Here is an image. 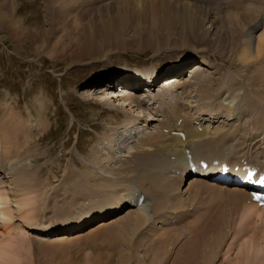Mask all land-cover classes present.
I'll list each match as a JSON object with an SVG mask.
<instances>
[{"label":"rangeland","instance_id":"obj_1","mask_svg":"<svg viewBox=\"0 0 264 264\" xmlns=\"http://www.w3.org/2000/svg\"><path fill=\"white\" fill-rule=\"evenodd\" d=\"M64 1L68 3L67 6L56 4L55 0H15V3L0 0V188L7 200L9 199L6 206H2L6 211L0 213V264L120 263L119 254L125 243L121 242L119 228L123 229L122 224L126 223V218L131 214L128 204L104 216H92L85 220L87 209L92 207L94 202L83 207L86 209L85 214L77 218L76 222H71L70 218L79 215L82 203H87L84 199L92 198L84 185L94 183L95 188H90L97 191L99 186L104 184L103 197L107 195L106 198L111 199L113 190L106 193L111 184L105 185L111 181L98 183L100 178L94 175L97 160L100 168L97 174L101 173L109 179L115 178L116 174L108 171L106 167L113 169L114 165L115 169H118V163H114L116 157L107 153V149H114L118 154L119 165H123L121 161L128 158L127 153H130L129 149L134 146L129 137L131 134L136 136L134 129L141 132L139 127L142 130L145 128L139 120L135 122L136 110H140L135 106V101L130 97H124L125 100L120 101L112 97V90L123 77H142V82L147 85L151 78L155 81V75L164 74L166 72L163 71L169 68L182 67L183 72L197 64L203 65L201 75L191 80V85L189 84L185 91L175 88L173 92L169 91V96L178 100L179 109H184L185 114L193 118L199 115L204 117V125H207L205 120L209 116L217 115L219 121H222L224 115L228 114L226 107H229V120H224L219 126L233 130L244 125L251 134L261 133V137L254 139L257 144L251 149L250 157L258 162L264 158L261 149L257 150L258 146H264V127L257 128L258 120L256 126L254 125L252 116L256 115L248 108V105L255 106L264 117V57L260 55L257 60L248 63H243L238 58L239 49L245 41L244 37L240 39V32L243 31V35L253 33V29L263 23L264 0H228L232 10L225 5L212 7L211 3L208 8L213 11L185 0H175L208 11L210 19L214 20L212 29H207L211 30V39H198L187 33L190 30L186 28V42L183 43L182 37H178L183 34L180 24L176 27L175 24L172 25L174 28L171 35L169 34L171 38L167 39L169 35L164 24L168 20L165 14L154 11L153 0H141L140 4L135 0ZM250 10L252 14L248 12ZM175 18L177 20V17ZM240 19L247 24L250 23L249 19L252 22L248 27L240 26L239 23L235 27L236 21ZM15 26L19 27L24 35ZM208 26L210 23L206 27ZM262 27L261 25L259 29L262 30ZM108 29H113V35L107 40L104 52L98 48L95 50V58L72 60L71 55L76 47L71 50L72 46L63 45L69 44V40L73 38L97 36L96 30H106L109 33ZM259 29L251 35L253 38L264 30ZM28 32L35 33L36 37H28ZM197 33L202 34L201 31ZM220 36L223 38L221 42ZM203 80L208 81L206 89L209 88L207 91L211 95L206 99L200 93ZM128 92V96L135 95L133 91ZM102 97L105 100L101 99ZM162 104L163 96H156L154 108L158 109L157 105ZM170 104L172 108L173 103ZM150 111L156 120L151 122L145 132H155L153 126L162 120V117L155 115L153 109ZM141 115L143 116L142 113ZM217 125L218 123H214L213 128ZM136 126L138 127L135 128ZM245 128L241 129L245 131ZM24 132L29 134L26 138ZM158 134H151L146 142L150 145L157 144L156 141L150 142L152 137H157ZM213 134L215 132H212ZM241 141L242 138L232 142L229 149L231 156L236 155L232 148L238 151V143ZM19 145L21 149L17 152ZM120 146H127V149ZM251 146L252 144L249 147ZM141 149V145L135 147L134 163L142 152ZM162 160L166 161L163 166L164 174L176 166L169 162L172 160L164 157ZM178 162L179 159L177 167ZM16 164L29 169L34 175L31 186L30 183L26 186L29 191L25 186H22L21 190L18 188L16 193L10 189L11 179L6 170L14 168ZM104 168L106 169L101 171ZM135 169L138 171L137 167ZM73 171L76 172L71 173ZM152 172L159 173L157 170ZM86 173L88 175H81ZM158 175L159 181H164L160 173ZM120 176L127 178L130 174L121 173ZM165 177L177 185L176 194L183 195V202L192 199L190 207L193 209L188 211V207L179 210L186 212L185 216L189 212L180 223L186 220L190 222L194 217L206 216L203 222L205 234L195 236L199 221L190 232H183L186 238L177 241H174L173 236L176 235L177 228L162 229V232H158L156 228L151 232L157 238H153V241L145 240L150 232L147 235L135 234L137 236H134L132 242L135 260L131 264H152L148 257H154L156 254L163 256L165 251H168V254L162 258L161 264H206L203 258L207 257L209 243L212 251L208 254V264H264V212L249 215L247 202L243 208H240L242 205L232 206L231 199L233 200V194L235 195L238 189L224 190L213 185L221 189V193H217L215 188L214 192L210 188L212 184L202 181L204 186L199 193V188L191 189L193 184L188 185L189 180L185 184V178L181 181V177H173L169 173L165 174ZM83 179L85 182L82 183ZM129 182L133 181L128 180L124 185L120 183L124 186L122 195L130 190ZM135 184L142 190L139 183ZM158 185L160 186L159 183ZM204 190L208 191L203 192ZM227 194L230 200L226 207L220 200ZM147 195L152 204H155L153 194ZM26 199L30 203L25 206ZM99 201L103 202L104 199ZM235 202L239 201L235 198ZM250 207L255 208L253 205ZM233 209L236 210L233 212ZM27 218L29 223L25 224L23 219ZM117 218V221L121 218V224L117 225L115 220H110ZM162 220L152 219L150 226H157L156 222ZM66 221H69V227H72L68 234L83 233L86 236L79 239L77 235L76 239H68V242L62 243L50 240L53 235L64 234L61 232L65 230L61 227ZM101 222L109 223V226L100 232H91ZM190 223L192 225V222ZM35 227L39 228L40 232ZM142 230H147L146 225Z\"/></svg>","mask_w":264,"mask_h":264},{"label":"bare ground","instance_id":"obj_2","mask_svg":"<svg viewBox=\"0 0 264 264\" xmlns=\"http://www.w3.org/2000/svg\"><path fill=\"white\" fill-rule=\"evenodd\" d=\"M10 1H11V3H15V0H8V2H10ZM49 1H51V0H49ZM55 1L57 2L56 4H62L64 6H67V4H68L64 0H55ZM121 1H123V0H121ZM135 1L138 4L141 3V0H135ZM185 1H188V2H190L193 5L201 6V7H204L205 9H207V10L213 11L212 8H208L207 6H204V5H206L204 3H210V2H212V0H185ZM196 2L198 4H196ZM225 2H226V0H225ZM137 3H135V4H137ZM152 3H153V6H154V9H155L154 11H156L157 13L165 14L166 20H168V21H166L164 25H165V29L168 30V33H167L168 35L172 32V28L176 27L177 24H180L182 26V29H183V34L181 36H178V37L179 38L182 37L181 38L182 43L186 42V37H185L186 28L188 30H190V32H187V33L198 37V39H201L202 37H204V38L208 37V38L211 39V35H209V32H211V30L207 31V29L208 28L212 29V26H213L212 24H213L214 20L212 21L210 19V14H209L208 11H206V10H204L202 8H196V7H194L193 5H191L189 3H187V4L185 2L180 3V2H177L175 0H174V2H172L171 0H153ZM199 3H201V4L199 5ZM227 3H226L225 6H228L232 10V5L229 4L228 0H227ZM69 5H70V2H69ZM136 7H137V5H136ZM219 7H224V6H221V5L217 6V8H219ZM258 10H256V11H258ZM61 11H62V9H61ZM221 11H224V10H221ZM226 12H228V11H226ZM248 12H251V14H252V10H250ZM175 17H177V20H176ZM234 21H236V20H234ZM249 21H250V23L252 22L251 19H249ZM160 22H162V21L160 20ZM236 22L237 23H236L235 27H237L238 23H239L240 26H243V27H248L249 24H250V23L247 24L246 21H244L242 19L237 20ZM260 22H262V21L260 20ZM209 23H210V26L206 27ZM173 24H175L174 27H172ZM261 25L263 26L262 27V30H263L264 29V21H263V24L260 23V25L258 24L253 29V33H254V31H256V29H259V27H261ZM178 27H179V25H178ZM243 27H242V29H243ZM16 28H18V30L22 32V30H20L19 27H16ZM180 30H181V28H180ZM262 30L259 29V31H262ZM197 31H201L202 34H200V35H202V36H200L197 33ZM108 32L109 33H107L106 30H102V31L96 30L97 36L93 35V37L81 36V37H78V38H73V39L69 40L70 41L69 44L67 43V44H63V45H67L68 47L72 46V47H70L71 50H72L73 47L74 48L76 47L75 51H73V53L71 52L72 53L71 56L73 58L72 60H76V59L79 60V59H86V58L87 59L95 58V57H97V56H95V50L97 48L99 49V51L101 50L103 52L107 48V47H105L106 46V42H108L107 40L111 39V34L113 33V29H108ZM242 32L243 31L240 32V39L241 38L243 39V37H244L245 41H244V44L240 47L239 52H238L239 61H241L243 63H248L251 60H257L258 58H260V55L262 57H264V30H263V32L258 33L259 35L256 34V37H254V38H253V36H251L253 34L252 32L248 33L247 35H243ZM28 33H27L28 37L29 36L30 37L34 36V38L36 37L35 33H32V32L31 33L28 32ZM22 34L24 35V32H22ZM119 34H121V33H119ZM170 35L167 37V39L171 38ZM223 38H224V36H223ZM223 38L220 36L219 42H221V39H223ZM66 50H65V52H66ZM190 69L192 71H188L187 70V72L183 75V77H181L179 74L166 77L167 79H172V81L166 82L167 86L165 88H163L161 90V92H167L170 89H175V87H179L180 89L185 91L186 87H188L190 81L193 80V79H196L195 77L197 75H199V76L201 75V73L203 71V65L197 64L196 66L191 67ZM188 72L190 73V78L189 79H184V78H188ZM126 78L123 77V80L126 79ZM134 79H140L141 80V78L138 77V76H135ZM123 80H121L122 82H119L120 84L118 83V85L120 86L119 90L116 89L118 85L115 87V89L112 90V91H114L112 97H116L117 98L116 100H119V101L121 99L125 100V98H124V95H125V91L124 90H125V88H127L129 86H132V85H128L127 83H123ZM153 82H154V80H152V78H151L150 84H154ZM203 82H204V84L202 86H200V93H202L201 95L203 96L204 99H206V98H209L211 95H210L209 91H207V90H209V88L206 89V86H208V83H207L208 81L207 80H203ZM228 82L229 81H227V84H228ZM123 84H127V86H125ZM147 85H148V83H147ZM137 88L138 87H136L135 89H137ZM146 88H147V90H145V91H147L148 94L145 93L144 95H141V97L139 98V101L138 102L135 101V104H136L135 106H137V107L139 106V108H140V110H136L135 122H136V120L137 121L139 120L140 123L144 122V124L148 127L150 125V122H152L154 120V116H151L150 111H146L145 110L146 109L145 106H146L147 103H148L147 104L148 106L151 105L149 103H151V101L154 100L155 94L152 93V91L154 92V90H151L149 86H147ZM122 89H123V91H122ZM115 90H118L119 92L116 93ZM112 91H110V94L112 93ZM145 91H143V92H145ZM105 93L106 92H104L103 95H105ZM119 96L121 98H118ZM107 97H109V96L107 95ZM129 97L130 96H128V98ZM185 97H187V96H185ZM101 99H104V97H102ZM133 99L134 98H132V100ZM144 99H145V101H147V103H145V104L142 103V101ZM129 101L132 104L134 102V101L132 102L131 100H129ZM129 101L127 102V104L129 103ZM174 102L175 101L173 99H172V101H169V103H173V106H172L173 109L170 107V110H171L170 113H171L172 117L175 118V119L171 118V119L166 120L165 122L160 123V124H158L156 126L157 127V131L155 133H159V134L157 135V137H154L155 136L154 135L152 137V139H151L152 142H150V143H153V141H156L157 144L150 145L149 143L146 142V141H148V138L151 137L150 135L151 134H155V133H150L148 135V132H147V134H139L137 136H134V135L131 134V136L134 137L133 141L131 142V143L134 144V146H132V149H129L130 153H127L128 158L126 160H122L121 161L123 163V165L122 164L119 165V160L117 159V155L118 154L115 153V150L114 149L112 150V149H109V148L107 149V153L109 152V154H112L113 156L116 157V160H115L114 163L115 164L118 163V169H115L114 165H113V169L111 167L110 168L106 167L108 169V171L113 172V174L114 173L116 174L115 178H113V179L105 178L106 176H104L101 173H98V174H100V175H98L97 171L100 172V168L98 167V163L99 162L97 160V169L94 171V175H96L97 177L100 178L98 180V183L102 184L106 180L107 181H111V182H108V183L106 182V184H105V185L111 184V186H110L111 188L108 189L109 191L106 192V193H110L111 192L110 190H113L112 191L113 194H111V195L109 194L111 196V199L110 198H106L107 195L105 196V198L103 197V192L105 190V189H103L104 188L103 187L104 184L102 186H99V189L97 191H93L90 188V187H94V185H95L94 183H92V184L89 183L87 185H84L85 190L87 191L89 197L93 198V199L92 198L84 199V200L87 201L86 205L89 206V205H91L92 203L95 202V204L92 207L90 206L89 209H87L88 212H86L85 220L90 219L92 216H104L105 214H108V212L111 213V212H113V210H117L118 207H119V210H120L121 207L127 203V201H129L133 205V208H130L128 210V211H130L129 214L130 213L131 214L129 215L128 218H126V223H124V225L122 224V228L123 229L119 228L120 231H121V234L119 236L122 237V241L121 242L125 243V244H123L124 245L123 246L124 249L122 248V250H121V252L119 254V260H120L119 264H131L135 260L133 254H132V252H133V246H132L133 238H135L134 236H135L136 232L139 230L140 227H142L144 224H148L149 218H150V216L148 214L144 213V210H143L144 207L147 206L149 204V202H151V199L149 198V196L147 194H153V196L156 199L155 200L156 201L155 204H152L149 207L150 211L153 210V211L156 212V211H160V210H163V209H166V211L169 210V209H171V210L178 209V211H175V212H178V213L180 212L179 216H181V215L185 216L184 214L186 212L182 213V211H179V210L180 209L185 210L186 208H188L190 203H191V201H192V199L187 198V199H189V202L184 201V202H186V203H184L183 202V198L184 197L182 198L183 195L182 194H179V195L176 194V190L178 189L177 185H174L175 184L174 182L171 183L169 181V179H166L165 174L167 175V173H169V175H171L173 177L174 176L181 177V179H182V175L181 174L177 175L175 172H174L175 174L171 173V171H166L165 174H164L163 173L164 172L163 171V166H164V162L166 163V161L162 160L163 157L168 159V160H172V161H169V162L176 164V166L173 167V170L177 167V161L179 159L177 169L187 173V172H189V169L187 167L185 168V163H186V161L189 158L188 154L190 155V161H195V159H196L197 162H198V159L203 158V159H205V160H207L208 162L211 163L214 159H221V158L224 159L225 158V156L222 153V147L223 148H225V146L231 147V144L229 143L230 139L228 137V134H224L223 132L220 133L219 131H217V132H215V134L210 136V135H208L209 132H207L208 131L207 126H205V127L203 126L202 129L199 130L198 126H196L194 124V122H193L194 119L192 118V116L187 117V116H189L187 114H186L187 116H185V113L183 112V109L182 108H181L182 110L179 109L180 103H178V101L175 102V103ZM166 104L167 103H165V105ZM187 104L189 105V103H187ZM245 104H247V103H245ZM141 105H143V106H141ZM221 105L223 106V104H221ZM189 106H191V105H189ZM137 107H135V108H137ZM248 108H251L254 111V114L256 115V116H252L253 117V121H254V125L256 126V121L258 120L257 128L264 127V117L262 116V114H259V109L256 108L255 106H252V105L251 106L248 105ZM226 109L229 112L230 108L226 107ZM141 113L143 114V116L141 115ZM213 113H214V111H213ZM220 113H221V111H220ZM180 117L183 118L184 122H182V124L180 123L178 125L176 123V121ZM148 119H149V121H148ZM199 125L202 126V124H199ZM137 127L138 126H136L135 128H137ZM164 128L167 130L166 133H164V131H163ZM241 128H242V126H239V129H241ZM173 130L182 131L183 132V136L181 137L180 135H178L176 133H171ZM134 131H136V129H134ZM262 131H263V128H262ZM134 134H135V132H134ZM25 135H26L25 136V138H26L29 134L25 133ZM259 137H261V136H259ZM142 140H144V142H141ZM248 140H251V138L249 136H248ZM140 145L142 146V149H141L142 152L138 155V157L136 159V162L134 163V161H135V157H134L135 147L140 146ZM16 147L17 146H15V148ZM120 148L127 149V146L125 148L120 146ZM16 149H17V152H18L21 149V145H19ZM242 156H244V155H242ZM242 156H235V157H233L232 161H230V162L232 164H235ZM174 157H175V160H174ZM0 159H1V157H0ZM120 166L122 167L121 169L119 168ZM135 167L138 168V171H137V169H135ZM262 167H264V165ZM106 168L101 169V171H104ZM117 170L118 171L120 170L121 172H117ZM152 170H157L160 173L161 178L164 181L166 180L167 182L166 181L165 182L164 181H159V175H158L159 173L158 174L154 173V172H152ZM6 171H8L7 174L10 175L11 182H10L9 186H10V189L14 193L17 192L18 188L21 190L22 186L26 187L28 185V183H30V186H31V184L33 182L34 175L29 169L25 168L24 166L23 167L22 166H18L16 164L14 168L8 169ZM75 172L76 171H73L71 173H75ZM88 172H90V171H88ZM87 173L86 174H81V175H84V176L88 175ZM121 173L130 174V177H127V178L121 177L120 176ZM192 177H193L192 179H188L189 180L188 185L193 184V187L191 189L194 190V189H198L199 188V193H200V190L203 189V186H204L202 181H205V180L204 179H198V177H201V176L197 175V174L196 175H192ZM128 180H131L134 183H139V186H141L143 188V190L147 193V194L145 193L146 198H144L141 203H138L137 197L134 196V192H135V190L137 188H134V186H132V185L128 186L130 188V190L125 189V191L126 190L127 191H126V193H123L124 196L123 195L120 196V195H118V192H116L117 191L116 187L119 186L120 183L123 184V183H125ZM188 180L185 181V184H186V182ZM208 181L206 180V182L209 184ZM83 182H85L84 179L82 180V183ZM133 182H129V183H133ZM158 183L160 184V186L158 185ZM101 184H99V185H101ZM210 184H212V185H210L211 186L210 188H212V190L215 188L217 190V193H221V189H224V190L237 189V188H230V187H225V186H221V185H216L213 182H210ZM213 185L216 186L217 188L221 187V189L220 188L217 189L216 187H213ZM27 187L25 189H27ZM107 188H106V190H107ZM25 189H23V190H25ZM32 189H34V188H32ZM27 190L29 191V189H27ZM231 191L232 190H229V192H231ZM213 192H214V190H213ZM28 194H26V195H28ZM99 194H100V196H99ZM203 195H204V193H203ZM214 196L215 195H213V197ZM99 197H103L104 201L103 202L102 201L98 202V200H103V199H101ZM213 197L211 196V199H213ZM233 197L234 198H233V200L231 199L230 203H231L232 206H236V207L237 206L239 207V206L243 205V202L246 201L249 198L248 194L246 192H241V191L236 192L235 195L233 194ZM96 198H99V199H96ZM223 198L226 201V203L228 204V202L230 200V196H228V194H227ZM235 198L239 201L238 203L235 202ZM8 200H7L6 195L4 194V192L0 188V213L3 212V211H6V210L2 209V206H6ZM28 202L30 203V201H28ZM28 202H27V199H26L25 206L27 205ZM227 204H226V207L228 206ZM21 205H23V203ZM29 206H31V205H29ZM248 206L249 207L247 209L250 210L249 215H251V214L258 215V214H261V213L258 212L259 210H263L264 211V208H262V209H259L257 207H255V208L253 207L254 209L251 208L250 206H252V204H250ZM134 207H135V209L136 208H138V209H136V211H135ZM131 210H134V211H131ZM235 210L236 209H233V212ZM85 211H86V209L82 208V212L79 213V215L76 217V219L79 218L81 215L85 214ZM33 212H34V210H33ZM188 213H187V215H188ZM205 217L206 216H204L203 218H205ZM153 219H156V218H153ZM23 220H24L25 224L29 223L28 218L26 220L25 219H23ZM110 220H112V221L115 220L114 223L117 224V225L121 222V218H119V221H117L118 218L117 219H110ZM195 221H196V218H195ZM102 222H107V221H102ZM109 222H111V221H109ZM101 223H98L97 225H99V224L100 225L98 227L94 228L93 230H91V232H94L96 230L100 232L106 226H109L108 225L109 223H102V224ZM196 223H198V222L196 221ZM206 223H207V221H206ZM67 225L69 226L70 223L67 224ZM143 227H145V226H143ZM169 228H177V227H169ZM169 228L157 227L158 232L159 231L162 232V229L164 230V229H169ZM38 230H39V228H38ZM151 232L152 231H150V234H148L147 237H145V240L148 239V240H152L153 241V238H154V240L155 239L157 240V238ZM183 232H186V230L180 231L179 228H177L176 236H179L180 234H183ZM63 233L64 234L62 236H54L50 240L54 239L53 242H55V243L56 242H61L62 243V241L68 242L67 241L68 239L69 240L72 239V238L76 239L75 237L77 235H78L77 238H79V239L82 236H86L83 233H78V234L70 235V236H68L66 234V232H63ZM41 239H43V238H41ZM157 250H158V248H157ZM158 251H160V250H158ZM211 251H212V247H211V243H209V249L206 250V252H207L206 256L207 257L203 258V261L205 259L206 264H208V261H209L208 260L209 259L208 254ZM167 254H168V251H165L163 256L160 255V254L159 255L156 254V256H154V257H150L149 256L148 258H149V260H151L150 262H153L152 264H161L163 262L162 258H165L167 256ZM144 262H145V259H144ZM139 264H141V262Z\"/></svg>","mask_w":264,"mask_h":264}]
</instances>
